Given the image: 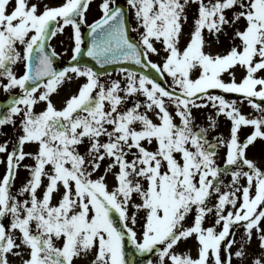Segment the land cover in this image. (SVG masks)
<instances>
[{"label":"snow or ice","instance_id":"snow-or-ice-1","mask_svg":"<svg viewBox=\"0 0 264 264\" xmlns=\"http://www.w3.org/2000/svg\"><path fill=\"white\" fill-rule=\"evenodd\" d=\"M92 4L0 0V264H264V0Z\"/></svg>","mask_w":264,"mask_h":264},{"label":"rangeland","instance_id":"rangeland-1","mask_svg":"<svg viewBox=\"0 0 264 264\" xmlns=\"http://www.w3.org/2000/svg\"><path fill=\"white\" fill-rule=\"evenodd\" d=\"M120 1V0H118ZM58 2V0H57ZM122 4H124L123 1H121ZM99 3V0H93V4L91 7V11L88 13L87 18L91 17L94 15V13H96L98 10L96 8V5ZM99 12V11H98ZM100 14V12H99ZM135 22L133 21V24ZM191 24V18L189 21V25L186 26L185 28V32L187 33V31L189 30ZM243 26V22H241V27ZM133 35L135 36L136 34L133 33ZM68 42L64 45H62V48L59 49V45L55 46V43H52V45L55 47L56 51L58 53H61V58L58 60V62H61L60 67L61 66H67L69 59L71 58L72 52L68 51V48L70 46L73 47L72 43L70 42V39H66ZM159 47V45H157ZM71 47V49H72ZM229 47V42L228 40H224L223 42V46L222 47H214L213 51H220L223 52L225 49H227ZM65 50H67V54L65 53ZM71 51V50H70ZM152 59L156 60L158 59L157 57L153 56ZM115 71L113 70V76L115 78ZM242 76V71L240 69H237L236 71V79L237 81H239L241 79ZM225 79H228V77L226 76ZM73 91H75V86H73ZM19 90L16 89L14 90V94L17 93ZM215 92H217V94H219V90H213ZM66 92H62L61 95H65ZM226 96V98H230V99H238V95L237 94H224ZM7 99V94L3 91L2 88H0V100H4ZM57 99V107L60 106L59 103V98ZM241 107V111L243 114L245 115H249V116H254V115H258V113L255 112V110L247 104V102L245 101L244 103H242L240 105ZM42 105L37 107V111L41 110ZM212 111L211 109H203V110H199L195 112V115L197 117V123L198 124H203L206 125V115ZM178 122V120H177ZM229 124L230 122L227 121L223 116H221L218 120V127L215 129V131H210L209 132V138H213L214 136H216L217 134H223L224 136H227L229 134ZM254 131V129L251 126H242L241 132H240V137L241 140H243L247 135L251 134ZM16 132L15 130L11 127V126H4L3 128H0V143L4 142L5 140H8L9 137L15 136ZM255 143L254 147H251V150L248 152L249 157L254 158L257 161H261L262 164H264V140H261L260 138H258V140ZM26 150H30L28 148H26ZM220 154L221 156L223 155V149L220 150ZM28 162V161H26ZM222 162V161H221ZM5 172V165L4 164H0V176H2ZM28 173L24 170L21 169L19 172V175L17 177V180L15 182V188L18 189L20 187V185L24 182L25 178L27 177ZM109 180V185L111 186L112 183H114V181H112L111 177L108 178ZM15 190V189H14ZM213 203H215V198H213ZM213 221L209 220L207 222L208 225H210ZM243 229L241 228L237 234H236V239L239 240L240 235L243 233ZM183 249H190L191 250V255L193 257L196 256L197 252H196V242L194 240H189L187 243L185 244H181L180 246ZM236 251V246L234 245L232 248V252L234 253ZM260 250L258 248V240L254 237L250 246V258L249 261H246L245 264H250V259H251V254L253 253H258ZM85 264H87V262H85ZM233 264H236V261L234 259Z\"/></svg>","mask_w":264,"mask_h":264},{"label":"flooded vegetation","instance_id":"flooded-vegetation-1","mask_svg":"<svg viewBox=\"0 0 264 264\" xmlns=\"http://www.w3.org/2000/svg\"><path fill=\"white\" fill-rule=\"evenodd\" d=\"M121 1L124 2L125 0H121ZM118 2H119V1H118ZM124 3H125V2H124ZM100 15H101V13L99 14V12L97 11L96 13H94L93 16L87 18V19H88V22L91 23L95 18H98ZM82 30H83L84 32H86L87 28L85 27V28H83ZM71 32H72L71 26H68V27L66 28V33H68V35H63V34L58 35L56 38H54V39L52 40V43H55V46H58V45H59V49H61V48H62V45L66 44V43L68 42L66 39H70L69 36H70ZM132 35H133V34H132ZM133 36H134V35H133ZM70 42H71L72 45H73V42H72V41H70ZM73 46H74V45H73ZM71 47H72V46H70V47L68 48V51H69V52H71V51H70V50H71ZM60 64H61V62H60Z\"/></svg>","mask_w":264,"mask_h":264},{"label":"water","instance_id":"water-1","mask_svg":"<svg viewBox=\"0 0 264 264\" xmlns=\"http://www.w3.org/2000/svg\"><path fill=\"white\" fill-rule=\"evenodd\" d=\"M57 66V65H56ZM117 66H109L108 70L109 71H113V69H115ZM0 103H7V100L0 102ZM131 247V246H129ZM129 256H131V252H129ZM138 264H146V258L144 257H138Z\"/></svg>","mask_w":264,"mask_h":264}]
</instances>
